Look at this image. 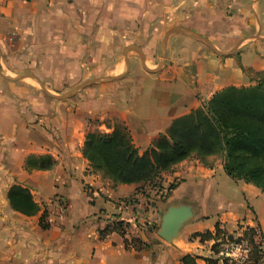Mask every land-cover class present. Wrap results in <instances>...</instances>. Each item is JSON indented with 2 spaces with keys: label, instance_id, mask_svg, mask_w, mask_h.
<instances>
[{
  "label": "crops",
  "instance_id": "crops-1",
  "mask_svg": "<svg viewBox=\"0 0 264 264\" xmlns=\"http://www.w3.org/2000/svg\"><path fill=\"white\" fill-rule=\"evenodd\" d=\"M255 74L264 75V0L0 1V264H182L187 255L207 264L219 256L215 241L193 236L218 224L238 236L259 227L264 244V192L229 178L223 154L194 155L163 175L162 189L141 191L104 178L82 154L87 118L116 117L142 154L216 93L256 86ZM119 76L74 101L53 98ZM45 155L51 169L27 167ZM15 185L30 191L38 215L11 208ZM179 204L195 216L169 244L161 218ZM116 223L125 235L105 231Z\"/></svg>",
  "mask_w": 264,
  "mask_h": 264
},
{
  "label": "trees",
  "instance_id": "trees-1",
  "mask_svg": "<svg viewBox=\"0 0 264 264\" xmlns=\"http://www.w3.org/2000/svg\"><path fill=\"white\" fill-rule=\"evenodd\" d=\"M109 133L94 131L86 136L82 149L83 157L90 168L102 174L115 184L138 185L161 188L163 175L186 159L197 156L205 159L219 154L224 155V171L233 181H244L264 192V82L249 88L228 87L216 93L204 106L190 114L175 119L167 135H161L154 146L140 154L130 131L122 124L113 126ZM55 162L51 156H30L29 169L49 170ZM177 186L171 184L167 193ZM11 208L26 216L38 215L42 207L37 204L27 188L12 186L8 192ZM47 211L40 222L48 229ZM242 228V227H241ZM108 232L125 235L120 223ZM104 233V232H102ZM201 243L214 240L212 250L215 255L222 251L225 240L233 241L228 234L216 225L215 233L196 234ZM243 238L250 245L248 264H262L264 256L263 234L259 227H246ZM128 244V241L125 242ZM262 248V249H263ZM207 264H226L227 260L218 256L206 259ZM182 264H197L196 258L189 255L181 259Z\"/></svg>",
  "mask_w": 264,
  "mask_h": 264
},
{
  "label": "water",
  "instance_id": "water-1",
  "mask_svg": "<svg viewBox=\"0 0 264 264\" xmlns=\"http://www.w3.org/2000/svg\"><path fill=\"white\" fill-rule=\"evenodd\" d=\"M175 30H170L163 42V53L165 57L166 53V46L168 39L170 35L174 32ZM194 37L202 42H204L208 47L211 49L215 50L218 52L208 40L203 38L202 36L199 35H194ZM127 72L129 71V62L127 63ZM148 72H155L154 70L147 69ZM122 76L119 77H112V78H105V79H95L92 81L85 82L81 86L75 88L73 91L69 92L65 96L62 97H53L48 93V91L44 88L42 84L41 87L44 90V92L48 95H50L53 98H59V99H67L74 95V93H77L80 90H83L93 84L99 83V82H113L118 79H120ZM195 216V210L192 205L189 204H179V205H171L169 206L166 211L164 212L162 218H161V224H160V229L158 231V236L163 239L164 241L168 242L169 244H176L181 235L182 228L187 224L190 220H192Z\"/></svg>",
  "mask_w": 264,
  "mask_h": 264
},
{
  "label": "built area",
  "instance_id": "built-area-1",
  "mask_svg": "<svg viewBox=\"0 0 264 264\" xmlns=\"http://www.w3.org/2000/svg\"><path fill=\"white\" fill-rule=\"evenodd\" d=\"M2 1V0H0ZM27 1V0H23ZM245 231V229H244ZM222 251L219 257L227 260L226 264H248L250 258V245L246 239L243 238V233L234 235V240H225L222 244ZM263 248V247H262ZM261 248L262 255L264 256V248ZM264 264V261H262Z\"/></svg>",
  "mask_w": 264,
  "mask_h": 264
},
{
  "label": "rangeland",
  "instance_id": "rangeland-1",
  "mask_svg": "<svg viewBox=\"0 0 264 264\" xmlns=\"http://www.w3.org/2000/svg\"><path fill=\"white\" fill-rule=\"evenodd\" d=\"M254 55V54H253ZM256 78H259L260 81L264 82V75L262 74H255L254 75ZM260 83V82H259ZM258 83V84H259ZM257 84V85H258ZM68 94V93H67ZM78 94H82V93H74V95H72V98L70 100L74 101L75 99H77L78 97ZM75 96H77L76 98H74ZM70 98V97H69ZM81 100V99H80ZM86 122H87V128H88V133L89 132H94V131H100V132H106V133H109L111 131V129L107 130V126L110 125V126H113V125H116L118 124V119L114 116H106L105 113L103 112H100L98 113V115H96V117H91V118H87L86 119ZM30 157V156H29ZM28 157V158H29ZM27 158V159H28ZM164 179L162 178V181ZM162 181L160 182L161 186H162ZM177 182H171V184H175L176 185ZM165 188V187H164ZM162 189V187H161ZM166 190H168V187L165 188ZM176 189V188H175ZM170 194V193H169ZM167 192L164 193V196H168L169 195Z\"/></svg>",
  "mask_w": 264,
  "mask_h": 264
}]
</instances>
